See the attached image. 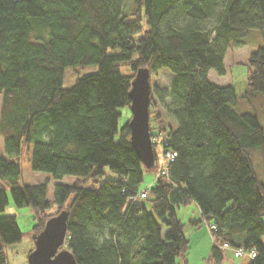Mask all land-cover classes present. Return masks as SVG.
<instances>
[{
  "label": "trees",
  "instance_id": "16d2710c",
  "mask_svg": "<svg viewBox=\"0 0 264 264\" xmlns=\"http://www.w3.org/2000/svg\"><path fill=\"white\" fill-rule=\"evenodd\" d=\"M132 2L126 12L124 0H0V136L7 155L0 151V179L17 207L32 209L33 244L49 219L66 212L61 249L77 264L187 263L186 224L176 208L190 203L201 213L192 224L217 226L205 264H222L224 243L255 250L248 264H264V46L249 57L241 97L208 78L211 69L225 73L227 50L244 45L250 29L264 39V0ZM89 64L98 70L63 87L66 68ZM162 68L173 80L169 93L152 85L150 134L163 137L164 152L176 156L149 197L133 202L144 165L129 122L115 141L119 108H130L138 70L151 76ZM154 94L160 104L170 97L166 116L154 111ZM238 99L254 112L237 111ZM23 146L32 147L33 171L54 181L74 177L71 185H54L52 203L50 179L19 184ZM106 167L116 177L99 183ZM88 182L99 185L82 186ZM7 205L0 187V213ZM21 238L16 217L0 216V264H7L4 245Z\"/></svg>",
  "mask_w": 264,
  "mask_h": 264
},
{
  "label": "rangeland",
  "instance_id": "374dc122",
  "mask_svg": "<svg viewBox=\"0 0 264 264\" xmlns=\"http://www.w3.org/2000/svg\"><path fill=\"white\" fill-rule=\"evenodd\" d=\"M133 0H124V9L126 12H129L133 6ZM130 3V4H129ZM146 17L144 15L143 21L141 24L142 32L146 29ZM142 32L135 34V37L140 36ZM264 46V39L260 33V31L256 28L250 29L247 37L245 39V44L239 48L231 47L227 50L225 59H224V71L223 75H219L214 69L209 70L208 78L219 86H233L237 95L241 97L247 88V78L250 74V66L248 65L249 57L253 51H256L258 47ZM111 52V50H109ZM98 70L97 65L89 64L85 66H75L68 67L64 72L63 79V87L69 89L75 85L77 78L82 77L86 74H90L96 72ZM120 71L123 75H129L131 73L130 67L127 65H123L120 67ZM173 80V73L167 69L162 68L156 74H152L150 76L151 85L159 84L162 88L168 90L170 92L171 82ZM155 99L157 98L154 94ZM156 103L154 104V111L161 112L164 116H166V106L170 101V97L165 98L164 103L160 104L156 99ZM235 109L239 112H248L253 113L252 105L248 104L243 99H238L237 104L235 105ZM120 117L118 119V133L115 135V141L119 139V129L131 119V109L127 106L119 108ZM173 127L177 126V122L171 116L166 117ZM4 140L0 136V151L3 156H7L4 152ZM156 153V170H149L143 167V181L140 185V190L151 188L153 185L157 172H159L165 165L166 159L164 157V148L162 144L159 142L154 146ZM32 156V147L30 146L27 149L23 146L22 153L19 156L21 169H22V178L19 182L20 185H32L39 184L45 182L47 179H50V175L45 172L33 171L31 168V159ZM261 169V168H260ZM259 169V170H260ZM262 175V172L260 171ZM116 174L111 171L108 167L105 168L104 175L98 181L101 183L105 179L115 178ZM74 181V177L65 176L61 179V181H54L50 179L48 184V200L53 201V193H54V185L56 183L71 185ZM99 183L94 184L92 182L83 183L84 187H98ZM0 187H3L6 191L8 198V205L6 206L3 213H0V216L3 215H14L16 217V222L18 228L22 234L21 241L14 244L4 245V253L6 256L7 264H29L28 255L29 252L33 249V227L35 225L34 222V214L31 208L29 207H17L12 199L10 192V185L5 181L0 179ZM71 198V197H70ZM195 204L190 203L188 205H182L176 208L177 216L184 222H189L190 218L196 213ZM53 208L50 210L52 212ZM188 226V225H187ZM186 226V230H187ZM210 240V239H209ZM262 243L264 248V236L262 237ZM210 241L204 247L201 245L196 249H193L194 246L188 248L187 251V263L183 262L181 258L177 259V264H205V258H202V252H205L206 249L209 251L210 249ZM199 248V251L197 249ZM225 259L222 264H238V259H236L234 252L225 251L223 252ZM234 254V256L232 255ZM207 257V256H206ZM249 256L244 255L241 257V264L249 263Z\"/></svg>",
  "mask_w": 264,
  "mask_h": 264
},
{
  "label": "water",
  "instance_id": "95a60500",
  "mask_svg": "<svg viewBox=\"0 0 264 264\" xmlns=\"http://www.w3.org/2000/svg\"><path fill=\"white\" fill-rule=\"evenodd\" d=\"M152 86L148 69H140L131 81L129 120L130 142L141 163L147 169L155 166L154 148L150 135V103ZM67 234V215L62 211L49 219L36 236L34 248L28 255L29 264H77L72 253L61 249Z\"/></svg>",
  "mask_w": 264,
  "mask_h": 264
},
{
  "label": "crops",
  "instance_id": "0c3cea01",
  "mask_svg": "<svg viewBox=\"0 0 264 264\" xmlns=\"http://www.w3.org/2000/svg\"><path fill=\"white\" fill-rule=\"evenodd\" d=\"M194 207L196 208L195 209L196 213L190 218L189 222L185 223L186 226L188 225L187 226V230H186V227H185V236H186V238L189 241V248L191 246H194L193 249H196L198 246L200 247L201 245H203L205 247L207 245V243H209V241H210L211 245H210L209 251L206 249L205 252L200 253L202 258H205V260H206L208 258V256H209L211 247L213 245L212 234H211V232L209 230H207L206 228L202 227L201 225H194V224L191 223L192 220H198V219H200V216H201L200 210L198 209L196 204H195ZM178 219H180V218L178 217ZM261 243H262V239H261ZM262 246H263V243H262ZM197 251H199V248L197 249ZM225 251H231V250H225ZM232 255L234 256V254H232ZM235 258L239 260L238 264H241V261H240L241 258H238V257H235ZM245 264H248V263H245Z\"/></svg>",
  "mask_w": 264,
  "mask_h": 264
},
{
  "label": "built area",
  "instance_id": "2783aa9c",
  "mask_svg": "<svg viewBox=\"0 0 264 264\" xmlns=\"http://www.w3.org/2000/svg\"><path fill=\"white\" fill-rule=\"evenodd\" d=\"M158 141V138L157 137H153L152 138V142L153 143H155V142H157ZM165 144H167V143H165ZM165 159L167 160V162H173L174 160H175V156H176V154L172 151V150H166L165 151ZM169 168H168V166H166L163 170H162V172H161V174L163 175V176H168V172H169V170H168ZM149 196V192H148V190L147 189H145V190H141L137 195H135L134 197H132V199L133 200H135V199H137V198H141V199H145V198H147ZM201 226L202 227H204V228H206L207 230H209V231H215L216 229H217V226L216 225H214V224H211V225H208L206 222H202L201 223ZM222 248L223 249H231V250H233V252H234V254H235V256L236 257H242V256H244V255H248L249 256V258H251V259H254L255 257H256V252H255V250H245V249H243V248H234V247H232L231 245H229L228 243H224L223 245H222Z\"/></svg>",
  "mask_w": 264,
  "mask_h": 264
}]
</instances>
